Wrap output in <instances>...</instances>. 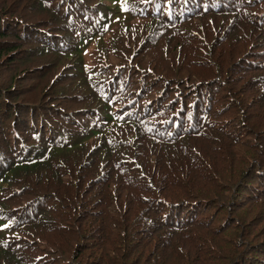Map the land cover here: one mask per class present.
<instances>
[{
	"label": "trees",
	"instance_id": "1",
	"mask_svg": "<svg viewBox=\"0 0 264 264\" xmlns=\"http://www.w3.org/2000/svg\"><path fill=\"white\" fill-rule=\"evenodd\" d=\"M0 264H264V0H0Z\"/></svg>",
	"mask_w": 264,
	"mask_h": 264
},
{
	"label": "rangeland",
	"instance_id": "2",
	"mask_svg": "<svg viewBox=\"0 0 264 264\" xmlns=\"http://www.w3.org/2000/svg\"><path fill=\"white\" fill-rule=\"evenodd\" d=\"M112 27H114V25H113ZM113 29H114V28H112V29H110V30H108V31H105V32H103V33L100 34V35H103V38L106 39V38L108 37V34H110L111 32H113ZM88 50H89V48H88ZM87 55H88V54H87ZM85 61H86V63H87L88 65L92 66V62H91L88 58H86Z\"/></svg>",
	"mask_w": 264,
	"mask_h": 264
}]
</instances>
